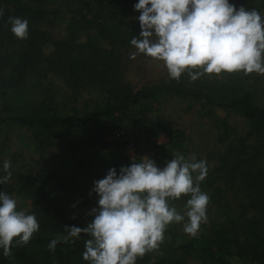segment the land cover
<instances>
[{
	"label": "trees",
	"instance_id": "1",
	"mask_svg": "<svg viewBox=\"0 0 264 264\" xmlns=\"http://www.w3.org/2000/svg\"><path fill=\"white\" fill-rule=\"evenodd\" d=\"M87 1L95 6L86 9ZM254 2L229 0L237 9L246 5V10L254 9ZM136 3L138 0H0L4 10L0 17V127L27 129L38 151L54 147L81 162L92 159V165L115 167L119 173L133 159L140 162L126 152L128 144L139 152L138 144L121 133L115 138L121 143L118 147L106 136L116 127L109 123L122 126L130 111L146 115L154 102L167 95L198 104L205 115L216 110L238 113L246 120V137L252 141L245 144V136H239L228 144V157H222L219 169L225 184L213 192L217 198L224 197L229 185L238 194L237 207L214 200L218 217L206 223L203 233L188 239L168 228L167 241L154 258L146 255L136 264H188V255L199 264H264V96L263 101L258 100L259 89H253L242 72L223 73V79L205 75L193 82L183 74L179 82L171 79L138 89L125 82L120 76L126 66L124 54L134 48L130 40L141 31ZM9 16L28 20L26 40L11 32ZM58 25L63 26L65 36L55 39ZM48 45L54 52L46 53ZM50 76L62 78L69 90L73 105L68 111L55 101ZM82 93L94 97L80 100ZM144 120L141 135L145 139L165 134L173 146L170 128L161 121ZM181 135L177 132L175 136ZM221 140L231 139L222 134ZM82 165L92 168L85 161ZM14 177L18 192L29 201L26 214L36 215L40 229L27 245L14 246L10 257H4L0 249V264H89L83 259L86 239L82 236L59 243L55 252L48 249L52 239L66 235L65 226L83 228L94 219L88 215L90 211H78L79 204L67 212L69 202L61 196L67 187L62 174L39 167Z\"/></svg>",
	"mask_w": 264,
	"mask_h": 264
},
{
	"label": "clouds",
	"instance_id": "2",
	"mask_svg": "<svg viewBox=\"0 0 264 264\" xmlns=\"http://www.w3.org/2000/svg\"><path fill=\"white\" fill-rule=\"evenodd\" d=\"M140 33L130 40L137 52L162 62L170 79L180 81L187 73L190 82L208 75L223 79V73L264 75V15L257 9H238L229 0H138ZM4 10L0 8V17ZM11 32L17 39L29 36V22L8 17ZM119 173L110 168L103 179L95 180L89 193L98 196L94 216L83 228L65 226L66 235H58L48 244L55 252L59 243L79 239L85 233L83 259L89 264H136L165 241L171 224L185 221V215L172 201L190 196L183 223L185 234L196 237L207 222L208 193L201 190L208 166L195 153L187 158L177 152L160 168L145 156ZM11 162H3L0 184L11 177ZM75 219V216H73ZM40 229L34 213L18 210L17 200L0 191V249L4 257L12 255L14 246L27 245Z\"/></svg>",
	"mask_w": 264,
	"mask_h": 264
},
{
	"label": "rangeland",
	"instance_id": "3",
	"mask_svg": "<svg viewBox=\"0 0 264 264\" xmlns=\"http://www.w3.org/2000/svg\"><path fill=\"white\" fill-rule=\"evenodd\" d=\"M91 4L95 6L92 1H87L86 9L91 7ZM255 9H257L262 15H264V0H255L253 3ZM246 9V5H244ZM90 14H95V11L88 10ZM54 38H61L65 36V31L62 25H58L55 28ZM45 51L47 54L54 52L52 46H46ZM135 48H131L129 52L124 54L125 65L122 68L120 76L126 82H130L136 89L141 87H151L162 81L171 80L167 74V69L162 65V62L153 61L151 58L142 54H137L135 58H131L132 53H136ZM187 75V73H185ZM244 75V74H243ZM183 77V74L182 76ZM248 82L253 89H259L256 96L258 100L263 101L264 96V75L251 74L246 76ZM51 86L55 90L58 106L68 111L73 105L70 98V92L67 90L62 78L50 76ZM187 80H190L188 77ZM79 96L80 100L88 99L94 94L82 93ZM85 99V100H86ZM124 119L122 126L119 123H109V125L115 124L116 127L106 137L108 140L115 144H121L116 141V134L122 133L126 140H136L139 148V158L145 156L154 160L158 167L163 168L166 163L174 158L177 152L182 153L187 158L190 154L195 153L197 160H205L208 166V173L204 181L201 182V190L206 192L210 196V203L207 208V222H215L218 217V211L215 207V201L217 200L220 205L226 204L233 207H237L236 196L238 195L229 185L224 192L225 196L219 198L215 197L213 192L216 190V186L225 184V178L223 173L219 171L221 166L222 157L227 156L228 144L234 142L239 136L244 137L243 142L249 144L252 139L246 137L248 128L246 120L238 113L232 111L216 110L212 115H205L203 111L198 109V104L176 96L163 95L157 103L154 105L148 114L130 111ZM143 119H149L153 122L161 121L168 128L171 129V134L175 137L172 142L173 146L169 143L168 136L160 135L151 139H145L142 134ZM133 121V122H131ZM142 121V122H141ZM181 133V136H175L176 133ZM121 134V135H122ZM227 134L228 140H221L220 136ZM177 137V138H176ZM180 137V138H178ZM163 147V149L159 148ZM135 148V147H134ZM65 152L58 151L54 147H50L46 150L38 151L34 147V143L31 140L29 132L25 128H18L16 126L2 125L0 127V177L5 175L3 172V162L8 160L11 162L12 177L10 181L4 185L0 184V191H6L11 197L17 200V205L20 210L27 212L29 209V201L25 199L17 190L18 187L15 184L14 174L17 172H24L35 168H47L61 173L67 183L65 192L62 193L69 206L67 212H71L77 205L80 210L78 211H90L93 207L98 206L99 196L92 192L89 193L94 187V181L103 179L110 167H100V165H92L95 160L84 161L90 163L92 168L83 167L84 161H80L79 158H72L64 154ZM113 154H109L108 157H112ZM24 176V175H23ZM209 183L211 185H209ZM237 194V195H236ZM190 196H182L179 200L172 201V206L177 208V211L182 215H185V221L187 222V200ZM86 201V202H84ZM213 201V202H212ZM236 212L238 211L235 210ZM75 214V213H74ZM171 224L168 228L176 230V232L182 236L192 238L183 231V223ZM206 223H202L200 226L199 234L204 232ZM87 225V224H86ZM82 238L88 239L85 233H81ZM165 241H167L168 233H165ZM152 258L155 256V252L147 254ZM146 256V255H145ZM140 260V259H138ZM137 260V261H138ZM188 264H199V261L192 255L186 257Z\"/></svg>",
	"mask_w": 264,
	"mask_h": 264
},
{
	"label": "built area",
	"instance_id": "4",
	"mask_svg": "<svg viewBox=\"0 0 264 264\" xmlns=\"http://www.w3.org/2000/svg\"><path fill=\"white\" fill-rule=\"evenodd\" d=\"M116 136H119V134L117 133ZM126 152L131 158H139V152L134 148L132 144L127 145Z\"/></svg>",
	"mask_w": 264,
	"mask_h": 264
}]
</instances>
